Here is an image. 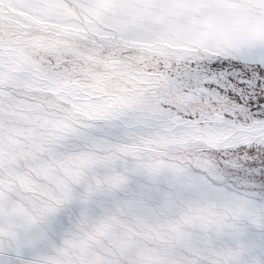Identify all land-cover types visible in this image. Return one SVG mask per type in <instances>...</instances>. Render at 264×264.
<instances>
[{"label":"snow or ice","instance_id":"6c2138e0","mask_svg":"<svg viewBox=\"0 0 264 264\" xmlns=\"http://www.w3.org/2000/svg\"><path fill=\"white\" fill-rule=\"evenodd\" d=\"M0 264H264V0H0Z\"/></svg>","mask_w":264,"mask_h":264}]
</instances>
